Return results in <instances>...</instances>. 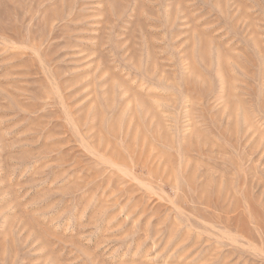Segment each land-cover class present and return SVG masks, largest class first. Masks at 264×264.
<instances>
[{"label":"rangeland","instance_id":"rangeland-1","mask_svg":"<svg viewBox=\"0 0 264 264\" xmlns=\"http://www.w3.org/2000/svg\"><path fill=\"white\" fill-rule=\"evenodd\" d=\"M0 264H264V0H0Z\"/></svg>","mask_w":264,"mask_h":264}]
</instances>
